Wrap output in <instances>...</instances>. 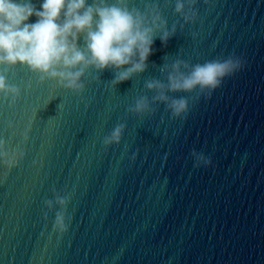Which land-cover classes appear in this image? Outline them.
I'll return each mask as SVG.
<instances>
[{
	"label": "water",
	"instance_id": "1",
	"mask_svg": "<svg viewBox=\"0 0 264 264\" xmlns=\"http://www.w3.org/2000/svg\"><path fill=\"white\" fill-rule=\"evenodd\" d=\"M31 2L39 10L42 0ZM151 3L177 31L166 46L157 37L145 72L115 88L110 70L89 69L80 95L26 67L7 71L20 97L9 107L0 95V139L24 158L0 165V264H264V0H197L187 24L175 0H128L141 11ZM230 53L244 68L186 119L163 104L126 113L138 95L151 97L144 82L164 79L163 63ZM117 122L126 124L121 142L105 151ZM193 149L212 165L194 168ZM53 188L71 194L62 236L52 231L58 209L42 216Z\"/></svg>",
	"mask_w": 264,
	"mask_h": 264
},
{
	"label": "clouds",
	"instance_id": "2",
	"mask_svg": "<svg viewBox=\"0 0 264 264\" xmlns=\"http://www.w3.org/2000/svg\"><path fill=\"white\" fill-rule=\"evenodd\" d=\"M196 3L197 0H175L174 12L185 24L194 22ZM32 16L36 17L35 22L27 23ZM176 31L175 23L170 29L167 27L156 3L145 4L141 11L129 7L128 0H91L90 4L87 0H42L37 10L31 0H0V66L4 69V74H0V95L9 107L20 97V88L6 79L7 71L17 65L37 74L38 82L55 81L58 87L74 95L83 93L82 78L89 69L96 73L110 70L114 78L107 83L115 88L145 72L154 52V40L158 37L161 45L166 46ZM244 66L245 61L235 53L203 63L191 64L179 58L170 65L163 63L159 71L166 74L164 79L153 77L144 82V91L152 93L151 97L138 95L126 113L143 117L156 111L153 105L163 104L171 119H186L195 103L211 97ZM177 93L187 95H174ZM125 128V123L117 122L103 137L105 151L120 144ZM28 139L26 129L21 142L27 143ZM189 155L194 168L212 165V157L203 151L193 149ZM23 158L22 149H10L0 139V165L12 169ZM129 159L134 161L135 153ZM52 192L53 198L42 202V216L47 221L48 213L58 209L52 231L62 236L72 220L71 215H66L71 194H60L55 188Z\"/></svg>",
	"mask_w": 264,
	"mask_h": 264
}]
</instances>
